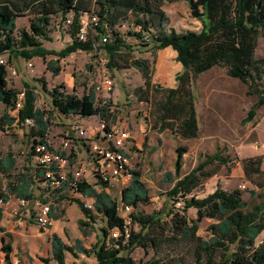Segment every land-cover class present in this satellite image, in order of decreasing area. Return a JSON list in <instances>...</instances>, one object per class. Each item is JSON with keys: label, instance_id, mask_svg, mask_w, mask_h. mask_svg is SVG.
Returning <instances> with one entry per match:
<instances>
[{"label": "trees", "instance_id": "obj_1", "mask_svg": "<svg viewBox=\"0 0 264 264\" xmlns=\"http://www.w3.org/2000/svg\"><path fill=\"white\" fill-rule=\"evenodd\" d=\"M185 1L189 4L192 16L200 20L207 17L208 24L201 31L176 32L167 29L168 18L161 10L164 2L174 3ZM34 9L37 16L33 27V39L24 36L23 43L17 46V21L25 11ZM130 12L142 16L138 20L141 31L137 36L145 41L143 32L149 31V26L159 18V35L153 38V48L156 54L167 48L178 53V61L184 70L176 77V88H163L165 97L156 103V121L151 130L163 134L167 131L181 141L198 139L201 134L197 101L193 89L194 75L204 74L220 66L227 68L228 75L244 83H251L256 88L259 78H262L264 60L255 58V51L260 37H264V0H0V57L12 54L26 60L34 58L47 59L55 56L58 59L50 60L47 70L57 77L62 72L61 60L77 52L92 53L105 49L110 58V69L117 68V59L123 51L130 50L120 33L112 31V41L99 46L97 42L102 35L109 36V28H114L122 19H126ZM73 18L69 27L72 43L64 50L56 52L44 47L41 40H50L49 27L52 18L61 15L67 20L68 15ZM96 15L99 25L96 27L100 37L94 41L89 39L80 41L78 35L81 30L83 15ZM146 16L150 20H146ZM87 18V17H86ZM149 36V35H148ZM149 36V41L151 42ZM131 67L138 70L145 80V90L157 89L150 72L148 61L134 60ZM167 64H161L160 73L166 71ZM7 68L0 66V103L6 107V112L0 116V132H6L15 124H24L33 120V135L41 138V143L50 140L52 112L37 108L38 95L36 88L25 84V101L17 115H12L20 91L10 88L7 80ZM43 83L46 91L47 83ZM64 85L55 86L50 91L52 108L59 114L81 118L99 117L101 121L110 122L113 114L110 106H101L96 101V94L91 90L89 94L79 97L65 91ZM263 93V91H262ZM264 104V97L263 102ZM115 117L112 118V121ZM34 152V147L32 148ZM186 147L177 150V173L180 174L182 159L187 154ZM74 155H72V158ZM225 159L216 154L207 156L194 173L178 181L170 193L171 196L191 194L201 183L198 173L205 166ZM262 159H250L248 165H255L253 174H261ZM17 159L13 155H0V202L7 204L12 198L34 202L40 200L51 205V217L59 220L62 217L59 208L63 202L78 204L88 221H80L82 234L87 239L96 231L95 224L100 217L104 227L99 230L95 244L87 247L82 240L67 244L58 235L51 239V256L42 259L43 264H68V257L74 259L72 264H136L132 254L137 249L148 251L158 249L157 237L168 236L163 242L177 243L186 241L191 245L192 264H264V240L256 245L257 239L264 234V195L261 203L251 205L245 201L240 191H225L217 189L206 198H186L183 210L176 209L175 205L168 209L166 215L131 214V223L120 213V203L109 193V185L86 181L73 184V180L62 181L59 187H54L46 175V169L35 164L32 172L12 177L16 169ZM31 171V170H30ZM132 183L122 192V202L130 205L133 210L140 205L148 204L151 200L150 191L143 182L142 172L132 170ZM2 176L11 181L4 187ZM204 176V175H203ZM213 175H207L212 177ZM166 177L174 183L173 174ZM13 178V179H12ZM264 189V183L258 186ZM81 195L84 198L94 199V210L86 208L82 200L71 198L69 192ZM256 197V196H255ZM254 198V197H253ZM177 201L176 198H171ZM196 209L198 220L189 219L187 211ZM2 208L0 207V214ZM164 218L169 219L161 226ZM204 219L213 220L208 229V237L199 235L198 222ZM167 226V227H166ZM126 227L130 236L126 237ZM87 228V229H85ZM161 228L160 234L157 230ZM117 232V235H115ZM10 236V235H9ZM4 258L0 257V264H15L12 259L13 248L11 243H5L1 249ZM17 264H22L19 262ZM146 264H162L161 259H154ZM175 264H182L180 260Z\"/></svg>", "mask_w": 264, "mask_h": 264}, {"label": "rangeland", "instance_id": "obj_2", "mask_svg": "<svg viewBox=\"0 0 264 264\" xmlns=\"http://www.w3.org/2000/svg\"><path fill=\"white\" fill-rule=\"evenodd\" d=\"M161 10L165 12L168 18L167 29L170 31L174 30L178 33L185 31L198 32L208 24L206 16L200 20L195 19L192 16L189 4L185 1L164 2L161 5ZM89 16L91 15L89 14ZM86 17L88 15H83L82 19H86ZM36 18L34 9H30L25 11L18 19L15 34L17 46L20 45V42L23 43L25 35L29 39L34 38L33 27ZM72 18V14L68 15L67 20H64L61 15L52 18L49 27L50 40H41L45 48L60 52L72 43L69 35ZM141 18L143 17L130 12L127 18L122 19L117 26L109 28L108 33L109 42L113 39L112 31H117L126 44L131 47L130 50L123 51L121 57L117 59V68L110 69L107 64L108 73L115 81V89L109 98L110 100H108L111 104L110 109L113 117H115V121H112L113 117L110 119V128L118 130L132 129V136L136 138L137 143L134 144L130 153L131 171L139 170L142 172V180L147 185L151 195L150 202L133 210L132 215L138 212L143 215L162 214L164 216L172 205L182 211L186 198L203 199L213 194L217 189L230 192L240 191L244 200L251 205L261 203L260 199L264 195V189L261 190L258 186L264 183V174H253L249 177L247 171H253L255 165H248L247 170L246 161L261 158V169L264 172V104H262L264 69L262 70V78H259L256 88H253L251 83L247 84L231 78L227 73V68L220 66L208 73L194 75L193 89L201 125L200 137L188 143H183L171 131H167L162 135L157 131L153 132L150 128L154 127L156 121V110L158 108L156 103L165 97L164 92L161 90L170 83L171 80L169 83L165 80V74L168 70L171 72L172 69L167 67L163 74L160 73V66L164 63L159 59L153 48V38L159 35V18L151 23L149 31L143 32V34L151 37V42H145L137 36L139 31L136 30V27L138 20ZM146 20H150V17L146 16ZM89 37L95 41L97 37H100L98 30H91ZM97 44L103 47L100 39ZM254 56L256 59L264 60V37L259 38ZM4 57L10 58L11 65L18 73L17 77L11 76L7 67L9 87L20 91L21 94L24 92L26 83L32 85L36 88L38 95L37 108L52 112L51 141L59 146L64 137L73 139L71 151L74 157L68 169L70 175L74 176L76 172H81L82 170L78 171V169L83 165L90 168L91 144L96 139H99V141L102 139L101 137L95 138L93 131L98 126L100 119L96 116L81 118L76 116L66 117L59 114L52 108L50 91L55 86L64 85L66 92L82 97L89 94L91 90H95L100 79V59L104 58L108 63L110 60L107 51L101 49L99 53L94 51L92 53L77 52L72 54L61 60L62 72L57 77H53L52 73L47 70L48 62L58 59L55 56H48L46 60L41 58L26 60L20 56H12V54ZM134 60L149 62L150 72L153 75L152 79L155 87H157L156 90H145V80L141 73L131 67ZM29 64H32L33 67H30ZM42 79L47 83L48 90L46 91L43 89V83L39 81ZM172 80L174 81V78ZM102 97L101 99H103ZM5 112L6 107L0 103V116ZM113 122H115V125H113ZM76 124L90 131L88 137H92V139L80 137L76 139L77 134L73 130V126ZM33 127L29 124L17 123L6 132H0L1 157L13 155L17 159L16 169L12 172L14 178L32 172L36 164L34 163L32 148L41 142V138L33 135ZM181 146L186 147L188 152L182 159V168L179 174L177 173L176 164L178 159L177 150ZM75 148H79L78 151ZM216 154L225 159L227 163L214 161L205 166L204 170L198 173L201 183L191 194L180 193L176 197L170 195L178 181L194 173L199 165L206 161L207 156ZM168 173L173 174L174 183L167 179L166 174ZM207 175L213 176L207 177ZM80 179H83V177H80ZM85 179L92 184L97 183L90 173L83 180ZM2 180L4 187L11 181L7 176H2ZM131 183L132 181L120 180L109 186L108 193L118 200L120 206L123 204L122 192ZM69 195L71 198H77V195L72 191L69 192ZM171 198H176L177 201H172ZM12 200L15 203H12L13 206L4 207V209L8 208L6 215L0 214V241L3 239L1 249L6 242L11 243L10 241H12L16 244V247L21 246L25 250L31 249L29 256L31 260L27 259V264H43L42 259L48 258L45 250L50 248V238L39 236L34 238L30 225L32 220L35 219V208L33 206L27 209L21 208L20 201L16 198ZM82 201L85 205L88 204V200L83 199ZM66 204L68 205V203ZM3 205L4 203L1 204V206ZM80 215H83L85 219L80 220ZM187 215L189 219L198 220L196 209H189ZM68 219L71 222L69 228L72 237L70 244H72L73 239L82 233L80 221H88V219L78 204L72 207L69 206ZM168 220L164 218L161 226H164ZM212 223L213 220L209 219L198 222L199 235L208 237V229ZM36 224L39 229L48 230L37 222ZM104 225V222L98 217L95 224L96 231H93L87 239L84 238L87 247L96 243L99 230ZM160 232L161 228L157 230V234H160ZM115 235H117V232H115ZM167 236L168 231L165 232L164 237H161V235L157 237L158 249L150 248L148 251L141 248L137 249L132 254L136 264H146L159 258L162 264H175L177 260H180L182 264H192L191 245L186 241L163 242ZM263 240L264 234L257 239L256 245H260ZM26 241L27 243H25ZM28 245H30V248H28ZM39 246L42 249L38 250ZM73 261L74 259L70 255L68 264H72Z\"/></svg>", "mask_w": 264, "mask_h": 264}, {"label": "built area", "instance_id": "obj_3", "mask_svg": "<svg viewBox=\"0 0 264 264\" xmlns=\"http://www.w3.org/2000/svg\"><path fill=\"white\" fill-rule=\"evenodd\" d=\"M99 25V18L96 15L87 17L86 19L81 20V30L78 35L80 41H87L90 35L91 30H96V27ZM137 31H141V27H136ZM145 41H149V36L144 34ZM102 45H105L109 42V36L104 34L100 38ZM97 52V51H96ZM99 53V51L97 52ZM108 56V55H107ZM108 61L104 58L100 59V68H99V83L95 87L96 101L101 104V106H106L110 102V96L112 95L115 89V81L113 77L108 73L107 70ZM0 66L8 67L10 70V75L17 77V70L11 65L10 58H5L4 56L0 57ZM30 67H33L32 64H29ZM101 96H103L101 99ZM25 101V90L18 96L16 103V108L12 112L13 115H17L19 110L23 107ZM25 124L31 126L35 125L33 120H27ZM75 134H77L76 139L88 138L89 140L92 137H88L90 131H87L81 125L76 124L73 126ZM94 137L102 138L92 142V151L90 169L83 165L74 176H71L68 172L70 168L72 158V149L71 145L74 142L71 138H63L61 145L57 146L53 141L47 140V142L39 143L34 146V159L37 165L46 169V177L52 181L54 187H59L62 181L70 180L74 181L73 184L83 180L88 176V173L92 174L93 179L97 183L112 185L114 182L120 180L132 181L133 175L131 173V157L127 151L128 147L132 142V135L129 130H118L116 128H110V124L104 121L99 120L98 126L93 129ZM50 138V136H49ZM60 147V148H59ZM83 177V179H80ZM89 182V181H86ZM3 204V202H0ZM32 202L27 200H20L21 208H27L31 205ZM36 210L35 212V221L42 227L49 229L54 224V219L51 217V205L44 203L40 200L34 201L32 203ZM87 209L94 210V204L89 203L85 205ZM133 212V208L130 205L122 204L120 206V213L126 219L127 225H130L131 218L130 215ZM124 213V215H123ZM126 215V216H125ZM130 231L126 227V237L129 238Z\"/></svg>", "mask_w": 264, "mask_h": 264}, {"label": "crops", "instance_id": "obj_4", "mask_svg": "<svg viewBox=\"0 0 264 264\" xmlns=\"http://www.w3.org/2000/svg\"><path fill=\"white\" fill-rule=\"evenodd\" d=\"M157 56H159V59H161L163 61V63L167 64L168 69H172L171 72H170V70H168L167 73L165 74L166 75V79L165 80L168 83L171 80L168 85H165V87L172 88V89L176 88L177 87L176 77H177L178 74L182 73L183 70H184L183 65L179 61L175 62V60L178 57V53L176 51H174L172 48H167L165 50H162V51L158 52ZM212 70H210V71H212ZM210 71H208V72H210ZM208 72H206V73H208ZM172 75H173L174 81L172 80L173 79ZM113 121H115V120H113ZM113 123H114L113 125H115V122H113ZM126 130H129L131 132V135H132V129L129 128V129H126ZM182 142L183 143H188L190 141H182ZM135 143H137L136 138L132 136L131 145L127 149L128 153H129V156H131L130 153H131V150H133V146H134ZM78 149L79 148H75V150H77V151H78ZM34 163H36L35 159H34ZM89 183H91V182H89ZM76 197L79 198L80 200L86 199V200H88L89 203L94 204V199H92V198H84L81 195H77ZM12 199H14V198H12ZM12 199L10 201L11 203L9 202L7 204H4L3 206H1V203H0V207L2 208V213L1 214L3 216L6 215V212L8 210V208L4 209V207L5 206H13L15 204L14 200H12ZM16 200L20 201V199H18V198H16ZM12 203H14V204L12 205ZM74 205L75 204H71V203H68V205H67L66 202H63L60 205V208H59V212H60V214L62 213V217L59 220H54L53 226L50 229H48V230L39 229V226L36 224L35 219L32 220V224L33 225L32 224L30 225V229L33 231V236H35L34 238H38V236L39 237L50 238V242H49L50 243V245H49L50 248L48 250H45V253L48 256V258L51 256V251H52L51 239H52L53 235H58L67 244H70L71 241H72L71 240L72 239L71 230L69 228L71 222L68 219V211H69V206L72 207ZM31 206L34 207V205H32V203L29 206V208ZM27 208H24V209H27ZM33 218H34V215H33ZM84 219H85L84 216L80 215V220H84ZM24 224H25V222H24ZM84 238L85 237L81 233V235H79L77 238H75L73 240L76 241V240L79 239V240L84 241L85 240ZM2 241H3V239H1V241H0V257L4 258V254L1 252V246L3 244ZM10 242H11V245H12V248H13L12 259H13L14 263L17 264L19 262H22V264H27V259L29 261L31 260V258L29 257L31 249L30 250L29 249L25 250L21 246L20 247H16V244L14 242H12V241H10ZM25 243H27V241ZM28 248H30V245H28ZM40 249H42V248L39 246L38 250H40Z\"/></svg>", "mask_w": 264, "mask_h": 264}, {"label": "bare ground", "instance_id": "obj_5", "mask_svg": "<svg viewBox=\"0 0 264 264\" xmlns=\"http://www.w3.org/2000/svg\"><path fill=\"white\" fill-rule=\"evenodd\" d=\"M50 228H51V227H50ZM50 228H49V229H50Z\"/></svg>", "mask_w": 264, "mask_h": 264}]
</instances>
